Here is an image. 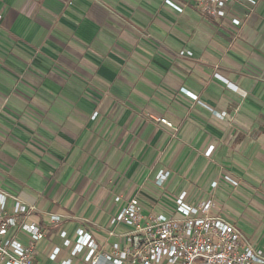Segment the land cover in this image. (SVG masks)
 Returning a JSON list of instances; mask_svg holds the SVG:
<instances>
[{"label":"crops","instance_id":"1","mask_svg":"<svg viewBox=\"0 0 264 264\" xmlns=\"http://www.w3.org/2000/svg\"><path fill=\"white\" fill-rule=\"evenodd\" d=\"M171 1L181 10L165 0H0V185L35 205L28 221L59 217L38 242L39 264H55L45 251L62 245L60 230L101 239L114 197L137 189L160 211L182 190L211 198L264 243V0L249 13L229 3L224 18Z\"/></svg>","mask_w":264,"mask_h":264},{"label":"built area","instance_id":"2","mask_svg":"<svg viewBox=\"0 0 264 264\" xmlns=\"http://www.w3.org/2000/svg\"><path fill=\"white\" fill-rule=\"evenodd\" d=\"M258 2L196 0L202 12L218 18L226 16L229 3L249 13ZM165 3L181 10L171 0ZM231 22L240 23L238 18ZM158 120L172 126L165 118ZM211 149L204 154L209 156ZM168 176L166 169L156 173L153 185L161 193ZM220 179L229 186L238 185L227 173H221ZM217 186V181L211 183L213 189ZM138 193L139 189L128 199L114 197L120 207L101 239L84 228H76L71 235L60 230L62 245L50 244L47 258L55 264H264V243L247 238L238 226L219 215L213 199L190 201L188 192L182 190L171 198V207L160 201L164 208L160 211L145 208ZM35 210V205L20 201L0 185V264H39L38 242L59 217L47 216L44 223L28 221Z\"/></svg>","mask_w":264,"mask_h":264},{"label":"rangeland","instance_id":"3","mask_svg":"<svg viewBox=\"0 0 264 264\" xmlns=\"http://www.w3.org/2000/svg\"><path fill=\"white\" fill-rule=\"evenodd\" d=\"M235 187V186H234Z\"/></svg>","mask_w":264,"mask_h":264}]
</instances>
